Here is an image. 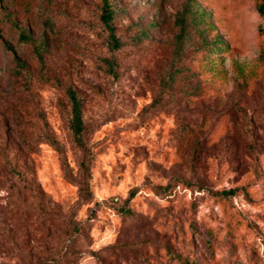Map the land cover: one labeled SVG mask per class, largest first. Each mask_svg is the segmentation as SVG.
I'll return each instance as SVG.
<instances>
[{"label": "rangeland", "instance_id": "rangeland-1", "mask_svg": "<svg viewBox=\"0 0 264 264\" xmlns=\"http://www.w3.org/2000/svg\"><path fill=\"white\" fill-rule=\"evenodd\" d=\"M108 1L124 42L114 76L102 0H0V264H264L260 0ZM184 8L195 23L161 91ZM14 24L45 41L43 70ZM67 86L88 151L67 127Z\"/></svg>", "mask_w": 264, "mask_h": 264}, {"label": "trees", "instance_id": "trees-1", "mask_svg": "<svg viewBox=\"0 0 264 264\" xmlns=\"http://www.w3.org/2000/svg\"><path fill=\"white\" fill-rule=\"evenodd\" d=\"M258 12L263 13L264 12V0H260L258 3ZM117 9L109 3L108 0H102V5L100 7V14H99V20L101 22V30L104 32L103 35V42L108 49V51L111 52L110 56H104L100 57L101 64L103 65V70L110 74L115 75L116 74V60L114 56V51L120 49L123 47L124 42L121 39L120 36H118L115 32V26H114V19L117 16ZM187 16H190V22L195 23V16H192L187 8L182 9L178 12L176 17V25L179 27L178 33L174 36V47H173V54L169 61V66L166 68L164 75L161 78V91L165 90L167 87L171 86L174 75L176 74L177 68L175 65L177 62L181 59L186 40L188 37V18ZM15 25V24H14ZM18 29V40L21 42H31L33 44V52L34 55L37 58V61L40 65V69H44V60L42 56V51L45 46V41L41 40L40 42L36 43L30 33L15 25ZM1 36V35H0ZM1 38V37H0ZM3 44L6 46L8 50H10L13 53V58L16 63V69L18 72H21V70H24L25 63L24 60L21 59L18 54L15 52L14 48L7 42L2 41ZM220 43L218 39H216V44ZM212 48H218L216 46ZM43 81L47 80L46 77L42 76ZM65 96L69 105V116L67 118V127L70 131V134L72 136L73 141L76 145L81 146L84 151H88L89 148L85 147V134H86V123L83 116V106H84V100L83 97L77 92L75 88L72 86H67L65 88ZM42 138H44L47 142L51 144H55V140L53 139L52 135L49 132H43ZM80 169L85 173V177L83 178L82 183H80L79 192L80 195L83 192H90L88 187V171H89V160L86 159L85 155L84 158L80 161ZM234 189H228L224 190L222 192L228 194L232 193ZM125 214H131L129 209H123L122 211ZM82 224L79 221H75L74 219H71L70 224L68 225L69 231L68 236L69 238L74 237L75 235L79 234L81 231Z\"/></svg>", "mask_w": 264, "mask_h": 264}]
</instances>
